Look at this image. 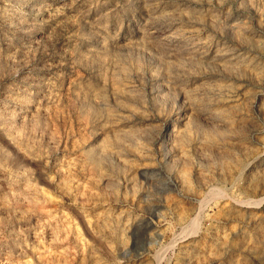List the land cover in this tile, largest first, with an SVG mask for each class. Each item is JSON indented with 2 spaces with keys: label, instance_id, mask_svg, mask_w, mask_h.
<instances>
[{
  "label": "rangeland",
  "instance_id": "1",
  "mask_svg": "<svg viewBox=\"0 0 264 264\" xmlns=\"http://www.w3.org/2000/svg\"><path fill=\"white\" fill-rule=\"evenodd\" d=\"M0 264H264V0H0Z\"/></svg>",
  "mask_w": 264,
  "mask_h": 264
}]
</instances>
